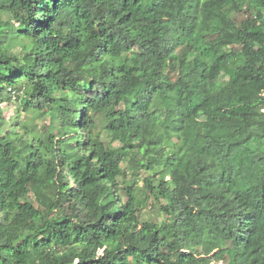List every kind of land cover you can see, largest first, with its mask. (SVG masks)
Returning <instances> with one entry per match:
<instances>
[{
    "label": "trees",
    "instance_id": "trees-1",
    "mask_svg": "<svg viewBox=\"0 0 264 264\" xmlns=\"http://www.w3.org/2000/svg\"><path fill=\"white\" fill-rule=\"evenodd\" d=\"M17 96L0 264H264V0H0Z\"/></svg>",
    "mask_w": 264,
    "mask_h": 264
},
{
    "label": "rangeland",
    "instance_id": "rangeland-1",
    "mask_svg": "<svg viewBox=\"0 0 264 264\" xmlns=\"http://www.w3.org/2000/svg\"><path fill=\"white\" fill-rule=\"evenodd\" d=\"M242 17H243L242 13L238 14V18H242ZM244 79H246V75H243L241 77L240 81H243ZM18 107H20V110L23 109L22 103L20 101V98H18V96H17V98H15V100H13L11 102L9 101V102L1 103V106H0L1 113H2V116L4 117V122H6V123H4V126L2 129L7 131L8 129H11V124H13L14 121L15 122H16V120L24 121L27 118V114L25 113V111H21L20 118L16 119L15 115L17 113ZM33 120H35L38 125H42V126L48 125V124H50V122L52 120V113L49 111H46V112H44L42 117H36V118H33ZM203 124L205 125L206 123L203 122ZM19 130L21 131L20 128H19ZM115 144H117V142H115ZM124 167L126 170V176L123 178L120 177L118 179L121 187H125L126 179L130 180V181L133 180L132 179L133 178L132 172L134 171V169L129 167V164H127V163L124 164ZM231 167H232L231 169L233 171V169L235 167H237V164L233 162ZM161 170H162V167L156 166L155 168L150 169V170H143L142 169L140 171V176L138 178V188H141V189H139L138 194H139V197H141V198L147 197L142 218H145V219L153 218L155 220H161L164 217L161 213L159 206H160V204H166V200L164 198H160L159 200H157L154 197V195L147 194L145 192V186H144V182H145L146 177L151 178L155 184H158L160 174H161ZM127 198H128V196L125 194V192H123L122 193V199L124 201H126ZM28 199L30 201H34V197L32 195L28 196ZM211 264H219V263L213 262Z\"/></svg>",
    "mask_w": 264,
    "mask_h": 264
}]
</instances>
